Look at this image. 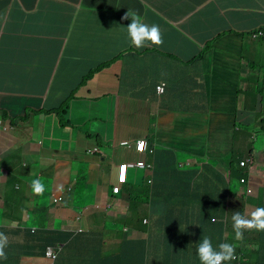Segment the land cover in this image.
I'll list each match as a JSON object with an SVG mask.
<instances>
[{"label":"crops","instance_id":"crops-1","mask_svg":"<svg viewBox=\"0 0 264 264\" xmlns=\"http://www.w3.org/2000/svg\"><path fill=\"white\" fill-rule=\"evenodd\" d=\"M128 9L158 24L164 43L133 46ZM3 10L13 28L0 22V108L20 118L0 127L13 159L0 158V232L9 238L0 261L13 264L22 247L19 264H54L41 234L60 231L72 241L60 264H129L144 254L149 264H200L203 236L256 264L264 231L238 241L231 217L264 207V40L249 36L264 27V0H0ZM42 51L47 69L28 71L19 55ZM57 81L75 87L68 101L53 91ZM243 133L247 150L236 154ZM139 139L154 153L137 152ZM138 161L153 168L130 166L115 196L118 165ZM35 178L43 195L32 191Z\"/></svg>","mask_w":264,"mask_h":264},{"label":"clouds","instance_id":"clouds-1","mask_svg":"<svg viewBox=\"0 0 264 264\" xmlns=\"http://www.w3.org/2000/svg\"><path fill=\"white\" fill-rule=\"evenodd\" d=\"M227 3H228V1L221 3L218 6V8L224 7ZM122 19L126 20V21L130 20V23H128L126 27H127V33H128L129 39H130V43L133 46H135L137 48H144V47L148 46L149 44L160 46L164 43L163 34H162L160 26L158 24H147V23H145L139 14H137L136 12L129 10V9L127 12H125ZM263 30H264V27L258 28L256 30H252L251 32H249V36H251V39L253 41H262V40H264V38H256L255 35L258 34L260 31H263ZM161 83H166V82H161ZM159 85L156 87V91H157L158 95H162L165 91L162 94H159V92L161 91ZM166 87H167V83H166ZM165 90H166V88H165ZM0 109H2V108H0ZM8 109L9 108H4L0 112V126L3 124L4 120H6V119H12L13 124H15L14 120L16 118H20L19 115L13 116L12 112ZM6 111H8V113L5 115V117H3V114ZM21 120H23V118ZM1 128H6L7 131L12 130L11 126H6V125H2ZM138 141H146V140L145 139H139V140H136L134 143L136 151L144 154L143 152H140L137 149V142ZM125 143L126 142H123L122 145L128 146V145H125ZM128 144H130V146H132L131 143L128 142ZM146 145H147L148 150L145 153L150 152V150L153 149V148H150L148 146L147 141H146ZM89 153H91V154L98 153V148H93V149L89 150ZM153 153H154V149H153ZM248 160H252V162H248L247 166L254 163V160L252 158L244 160L242 162H247ZM242 162H241V166H242ZM124 164H128V163H124ZM135 164L136 163L128 164L127 175H128V169L130 166L135 167V168H141V167L135 166ZM120 165H118V168ZM147 165L148 164L145 163V167H143V169L144 168H148V169L153 168L152 165H150L149 167ZM23 166H26V164H23ZM242 167H246V166H242ZM118 173H117V183H118ZM247 182L248 181L246 179V183ZM246 183L242 182V184H246ZM126 184H127V178H126L125 183L122 184V186H121V192L119 194H114V195L115 196L121 195L122 187H124ZM31 186H32V191L34 194L43 195V193L45 191V184L41 178L33 179L31 181ZM248 194H250V193L248 192ZM53 201L55 204H58V203L64 204L66 199L62 198V197H57V198L54 197ZM231 219H232V227H233V230L235 233V239L238 241L243 239V235H244L245 231H250V230L264 231V207H256L255 209L251 210L250 212L246 211L245 213H241L239 211H236L233 213ZM8 246H9L8 236L4 232H0V259H7V253L5 250ZM49 249H51L52 251H54L56 253L57 256L55 258H51L47 255ZM196 251H197V255H198L200 264H227V262H230V261L234 262V264H244V263H242L243 255L240 254L241 257L236 255V245H234L233 243L224 242V243H219L217 246L214 247L211 237H208V236L202 237V239L200 240V242L197 245ZM58 254H59V252H57L56 249L48 247L46 250L45 256L47 258H49L50 260H52L55 264V261L58 257ZM235 257H237L238 259L235 260Z\"/></svg>","mask_w":264,"mask_h":264},{"label":"rangeland","instance_id":"rangeland-1","mask_svg":"<svg viewBox=\"0 0 264 264\" xmlns=\"http://www.w3.org/2000/svg\"><path fill=\"white\" fill-rule=\"evenodd\" d=\"M7 1H9V0H7ZM260 17H263L264 18V15H260ZM0 22L3 24V27H6L9 31H11V29L13 28V22H12V19H11V16H10V12H5V10H3L2 12H0ZM90 24V23H89ZM95 25L97 26V24L95 23ZM103 33H105V34H107L108 32H103ZM50 41H52V42H57V39H51V40H49L48 39V42H50ZM7 45H8V43H7V41L5 42ZM26 45V47L25 48H17V50L18 51H24V50H26L27 49V44H25ZM3 46H4V40L2 39V36H0V51L2 50V48H3ZM45 54H44V52L42 51L41 53H39V54H33V55H29V54H20L19 55V57L21 58V59H25L26 60V62H25V67H26V69L29 71L31 68L33 69V72L34 71H36V70H38V69H40V68H42L43 67V65L45 66V68L47 69V67H48V61H47V57H46V60L44 61V64H43V59H44V56ZM258 60V62H263L264 61V58H259V59H257ZM76 79H78V77L76 76ZM57 87H59L60 88V90H61V93H60V98H61V96H62V94L64 93L65 95H63L64 97H65V100H69V98L71 97V95L69 94V90H71V89H73V88H75V87H73V86H69L68 84L66 85V86H62L61 84L59 85L58 84V81L57 82H55V84L52 86V89H53V91L56 93L57 92ZM19 87H16V89H18ZM51 103V102H50ZM243 114V113H242ZM1 127V126H0ZM1 130L3 131V132H7V130H6V128H1ZM245 136V133H243V134H240V135H238V137H237V139H236V142H235V148H236V154H244V153H246V150L247 149H245L246 148V146L247 145H245V143H244V141H243V137ZM5 137H7V138H10L9 136H7V135H5ZM248 137V136H247ZM11 139V138H10ZM18 141H20L18 138H17V140H15V142H18ZM19 145L20 146H24V144H23V140L22 141H20V143H19ZM239 145L240 146H243L244 148L243 149H241L240 147H239ZM34 150H35V146L33 147V149L32 150H30L31 152H33L34 153ZM10 151H11V149H10V146L8 145V147H1L0 146V158L1 159H3V160H5L6 162L5 163H7V162H9L10 160L11 161H13V159H12V157H10L11 155H10ZM236 157L238 158V156L236 155ZM17 162H21V164H20V166L21 167H23V164H26V165H28L29 164V162L27 161H22V159H20V160H17L15 163H17ZM131 195H132V202H136L137 200H138V198H137V194L135 193V192H131ZM42 205H43V203H42ZM41 211V210H40ZM39 216H40V218H41V222L40 223H38L37 224V226H39L38 228H39V230H43V224H42V222H43V220H45V217H46V212H42V213H40L39 214ZM46 229H50L49 227H45ZM36 230V229H35ZM46 233H48L50 236L51 235H53V232H46ZM23 251V248L22 247H19V248H17V251L15 252V254H16V256H17V258H15L16 259V261L14 262L15 264H19V258H20V256H21V252ZM253 256V255H252ZM196 261H194V263H195ZM187 264H189V263H187Z\"/></svg>","mask_w":264,"mask_h":264},{"label":"trees","instance_id":"trees-1","mask_svg":"<svg viewBox=\"0 0 264 264\" xmlns=\"http://www.w3.org/2000/svg\"><path fill=\"white\" fill-rule=\"evenodd\" d=\"M3 109H0V112L2 111ZM8 113V111L4 112L3 114V117H5V115ZM61 117V116H60ZM61 126H65V125H68L69 122L68 121H65L64 118L62 117L61 119V122H60ZM65 204V203H64ZM29 234H31V231H28ZM264 235V232L262 233ZM60 235H63V233H61L60 231H56L54 232L53 235H51L49 237L48 234L46 233H42L41 236L43 238V245H42V250H43V253L45 255L46 253V250L48 247H51L53 249H56L58 250V244H64L67 242V240L63 237H59ZM72 241H70L69 243H66L63 247V250L62 251H59V254H58V257L55 261V264H60V257H64L65 255V252L68 250L70 244H71ZM260 253V256L259 258L257 259V262L256 264H264V250L263 251H258ZM245 253V250L244 249H236V254H244ZM250 257L251 255L249 253L247 254H244L243 255V258H242V263L244 264H252L251 260H250ZM147 255L144 254L142 257H140V259H135L134 261H131L129 264H149V262L147 261ZM4 260H1L0 261V264H12V262H4ZM13 264H15L13 262ZM73 264V263H72ZM99 264H122L121 261L119 260H114L112 261L111 263H109V261H103V262H100ZM227 264H234V262L230 261V262H227Z\"/></svg>","mask_w":264,"mask_h":264},{"label":"built area","instance_id":"built-area-1","mask_svg":"<svg viewBox=\"0 0 264 264\" xmlns=\"http://www.w3.org/2000/svg\"><path fill=\"white\" fill-rule=\"evenodd\" d=\"M255 37L256 38H264V30L260 31L258 34H256ZM159 86L161 89L159 94H162L165 91L166 83H161ZM125 145L130 146V144H128V142H126ZM137 149L140 152L145 153L148 150L147 145H146V141H138L137 142ZM150 152L153 153V149H151ZM248 162H252V160H248L247 162H242V166H247ZM135 166L143 168V167H145V162L144 161H138V162H136ZM147 166L149 167L150 165H147ZM127 167H128V164H121L118 168V172H119L118 173V183L115 187H113L114 194H119L121 192V186H122V184L125 183L126 178H127V176H126L127 175ZM242 182L246 183V179H243ZM47 255L51 258H55L57 256L56 253L54 251H52L51 249L48 250ZM237 259L238 258L235 257V260H237Z\"/></svg>","mask_w":264,"mask_h":264}]
</instances>
